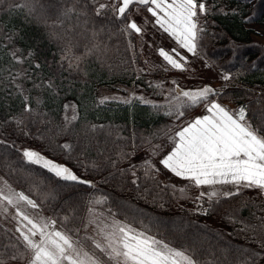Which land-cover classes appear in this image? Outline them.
<instances>
[{
	"label": "trees",
	"instance_id": "trees-1",
	"mask_svg": "<svg viewBox=\"0 0 264 264\" xmlns=\"http://www.w3.org/2000/svg\"><path fill=\"white\" fill-rule=\"evenodd\" d=\"M72 2L39 0L46 26L39 17L28 16L27 9L17 7L24 0H0V176L35 198L61 230L64 216L70 218L68 227L82 228L88 201L107 197L96 206L101 217L114 215L132 222L215 264H235L242 250H247L244 255L260 253L256 264H264L260 244L264 231L258 228L264 217V194L259 190L242 189L239 195L218 196L210 203L208 196H201L200 188L187 180H165L159 172L146 175L145 160L126 163L135 153L159 145L166 137L158 135L162 128L173 132L177 125L193 119L200 106L188 110L181 120L154 108L153 104L166 103L173 81L186 86L188 79L171 67L151 65L141 37L122 33L123 21L110 11L96 17L92 5L87 8L88 30L76 28L69 37L72 47L67 55L79 58L69 67V60L63 59L65 41L54 40L49 33H63L71 26L66 22L64 28L50 27L59 9ZM99 3L110 4L107 0ZM206 6L208 14L200 17L205 31L198 57L231 77L224 85H210L219 93L214 98L245 107L253 125L264 129V42L255 39L249 27L250 23L264 24V0H206ZM140 7L131 6L126 16L133 19L130 10ZM75 23L73 17L71 24ZM93 31L98 33L95 37ZM93 44L98 48L89 52ZM13 53L22 62H17ZM178 83L175 88L192 89ZM24 96L29 97L31 113L23 112ZM128 99L130 103L122 102ZM21 119L23 123L18 124ZM64 144L71 148L65 150ZM27 148L67 165L95 187L63 181L27 163L22 155ZM180 188L185 192H179ZM245 226L247 230L242 231ZM18 235L0 218V256L6 263L28 260L7 259L4 246L16 242ZM79 235L94 236L88 229Z\"/></svg>",
	"mask_w": 264,
	"mask_h": 264
},
{
	"label": "snow or ice",
	"instance_id": "snow-or-ice-1",
	"mask_svg": "<svg viewBox=\"0 0 264 264\" xmlns=\"http://www.w3.org/2000/svg\"><path fill=\"white\" fill-rule=\"evenodd\" d=\"M88 5H92L96 17H101L110 11L116 20L123 21L120 31L125 35L143 34V28L126 16L131 6H143L154 18V25L167 33L180 49L186 50L192 56L198 54L199 41L205 31L200 23V17L208 14L206 0H112L110 4L99 3V0H86V2L73 0L70 6H62L59 9L56 19L50 25L52 28H64L67 22L71 26L63 33L56 31L49 33L50 38L65 41L63 59L69 60V67L73 66V61L79 59L67 55L72 47L69 37L76 28L83 27L85 31L88 30L90 23ZM17 7L27 9L28 16L39 17L46 26H49L47 18L40 16L44 6L39 4V0H24V3ZM136 11H139V8ZM73 17L76 19L75 24H71ZM81 18H83L82 23ZM100 31L103 29L101 28ZM97 34L96 31L92 32L93 37ZM129 43L131 46V42ZM97 48L98 45L93 44L88 51ZM157 51L171 69L179 72L187 71L188 58L177 51V48L167 51L161 47ZM13 57L17 62H22L15 53ZM35 66L40 67L39 64ZM230 78L228 74L222 76L225 81ZM48 86L51 87V83ZM218 95L219 93L210 85L189 90L179 89L177 86L176 94L174 96L169 94L165 98V104L152 105L157 110L164 109V114L174 117L175 120H181L188 110L201 105L204 106L205 111V114L185 121L183 125H177L178 130L174 133L171 128L160 130L158 135L166 136L172 147L159 163L175 177L187 180L197 188L207 186L214 189L216 185L232 186L233 190L219 194L215 190L202 192L201 196L207 195L210 203L218 196L230 198L239 195L242 189H256L264 194V129L253 125L245 107L233 112L222 106L214 98ZM135 98L143 103L152 104L144 97ZM28 100L29 97L24 96V113L33 111ZM122 102L130 103L131 100ZM17 123L22 124L23 120ZM61 147L65 150L71 148L69 144ZM22 155L27 163L46 169L63 181L95 187L92 181L80 178L66 165L49 159L38 151L24 149ZM153 155H159L155 148ZM143 166L146 175L159 172V168L151 160L143 161ZM132 174L135 176V172ZM135 182L133 180V183ZM172 187L176 188L175 185ZM178 191L184 193L185 189L180 188ZM107 199L100 197L88 201V216L82 228L68 227L70 218L64 216L65 227L61 230L56 227V220L36 218L23 211L22 204L31 209H38L39 205L30 196L15 191L7 181H4L3 186L0 187V209L7 213L8 207L5 205L11 206L16 210L14 218H19V226L16 228V233L19 235L15 237L16 242L4 246L8 249L7 259L15 261L27 257L28 264H215L214 261L200 258L195 250L188 247H174L169 242L150 234L149 230L137 228L132 222L118 220L114 215L108 222L106 219H101L103 214L96 212V206L102 205ZM203 214H207V209ZM89 227L93 228L95 235L81 237L79 233L82 230L86 232ZM247 227L245 226L242 231L247 230ZM258 228L264 231V217L261 218ZM252 231L256 232L257 228H252ZM260 244L264 247V241H260ZM246 251L242 250L235 264H256V257L260 253L252 252L244 255ZM0 264H6L2 256H0Z\"/></svg>",
	"mask_w": 264,
	"mask_h": 264
},
{
	"label": "rangeland",
	"instance_id": "rangeland-1",
	"mask_svg": "<svg viewBox=\"0 0 264 264\" xmlns=\"http://www.w3.org/2000/svg\"><path fill=\"white\" fill-rule=\"evenodd\" d=\"M107 2L111 3L112 0H107ZM136 9L137 8L130 10V13L133 14L132 20H135L137 24L143 28V34L139 35L141 37V46L144 52L146 53L149 59V63L151 65H162L165 67H170L158 55L157 50L158 48L161 47H163L167 51H171L172 48H177V51H179L182 55L188 58L187 71L181 72L183 79H188V83L186 86H183L180 85L178 82H176L180 85V87L182 88L190 87L192 89H195L205 84H209L214 87H218L225 84L226 81L222 79V76L225 75V73L215 68L209 62L202 60L200 57H198V54L196 56H192L190 53H187L186 50L180 49L178 45H176L175 41L172 40L167 33H164L162 30L159 29L158 26L154 25L153 23L154 18L147 12L145 7L141 6L139 8V11H136ZM249 27H251L252 29V36L257 40L264 42V24L250 23ZM196 79H201L202 81L198 82L196 81ZM175 84L171 86L170 94L172 96L176 94ZM118 95L124 96L119 93ZM217 102H219L222 106L226 107L228 110L233 112L239 109V107H234L231 104L223 103L219 100H217ZM203 114H205L204 106L201 105L194 118ZM176 130H178V128ZM175 131H173L172 133H174ZM157 146L159 147L156 148L155 146H152L146 150L135 153L133 157L129 159L126 163L129 164L137 160H151L157 166V168H159V173L161 174L163 179L172 180L178 183H184L186 180H182L178 177H175L172 173L164 169L159 163V160L164 155H166L168 151L171 150L172 144L169 143L168 138L165 137L163 140H161V142ZM154 148L157 152H159V155H153ZM4 181L5 180L0 176V187L3 186ZM12 188L15 191H17L16 188L14 187ZM213 190H215L219 194V193H223L224 191H231L233 189L232 186L230 185H216L214 189L209 188L207 186L200 187V193L202 192L208 193ZM5 207H8V211L7 213H5L3 212L2 209H0V218L3 219L11 228H13L16 231V228L19 226L18 225L19 218H14L16 210L11 206L5 205ZM21 207L23 211H26L29 215H32L36 218H40V217H43L45 219L48 218L40 208L31 209L27 205H23V204L21 205ZM101 219H106V222H108L112 218L101 217ZM56 227L58 228L57 225ZM88 230L95 235V232L93 231L92 227H89ZM6 264H28V260L24 263L8 262Z\"/></svg>",
	"mask_w": 264,
	"mask_h": 264
},
{
	"label": "water",
	"instance_id": "water-1",
	"mask_svg": "<svg viewBox=\"0 0 264 264\" xmlns=\"http://www.w3.org/2000/svg\"><path fill=\"white\" fill-rule=\"evenodd\" d=\"M176 89H177V86H176ZM27 149H31V148H27ZM33 150V149H32ZM61 164V163H60ZM65 165V164H64ZM67 166V165H66ZM68 167V166H67ZM74 172V171H73ZM75 173V172H74ZM76 174V173H75ZM80 178H82V179H84V180H88V179H85L84 177H81V176H79ZM18 192H24L26 195H28V196H30L33 200H35L36 201V199L35 198H33L31 195H29V194H27L25 191H23L22 189H18L17 190ZM37 202V201H36ZM37 204H38V202H37ZM39 205V204H38Z\"/></svg>",
	"mask_w": 264,
	"mask_h": 264
}]
</instances>
